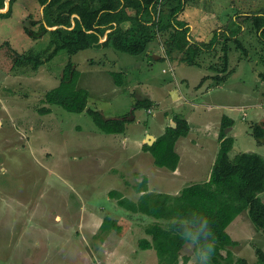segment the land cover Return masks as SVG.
Returning <instances> with one entry per match:
<instances>
[{
    "label": "rangeland",
    "instance_id": "obj_1",
    "mask_svg": "<svg viewBox=\"0 0 264 264\" xmlns=\"http://www.w3.org/2000/svg\"><path fill=\"white\" fill-rule=\"evenodd\" d=\"M260 8L264 0H187L178 18L189 25L192 40L207 43L233 14L243 23L244 11ZM10 10L0 15V264H159L155 249L139 247L142 238H151L144 228L154 219L126 210L109 194L114 191L136 203L142 196L136 187L143 180V194L150 200L208 180L223 116L232 119L224 128L233 139L230 160L240 152L264 156V145L252 135L253 124L264 128V80L259 77L264 46L245 25L238 39L246 52L229 42L226 71L220 73L208 68L222 66L220 50L199 55L196 65L181 63L175 52L168 56L169 31L139 55L96 47L71 55L61 50L46 60L53 36L34 40L26 34V29H38L33 22L40 20L42 7L36 0H14ZM128 26L122 24L123 29ZM17 56L44 61L16 64ZM68 61L80 73L76 87L88 92L86 109L105 118H132L123 134L100 131L86 110L68 112L44 101ZM109 72L117 73L122 84L116 85ZM216 75L225 77L217 83ZM143 98L153 105L134 109L133 103ZM42 107L50 111L42 113ZM174 117L187 119L190 126L174 142L179 177L155 166L152 155L141 148L147 133L157 137ZM260 198L264 201V193ZM105 217L121 230L107 228ZM158 222L166 227V221ZM226 231L237 243L222 250L223 256L229 250L231 258L257 264L255 251L264 250V233L247 211ZM177 259L179 264H199L192 244L184 245Z\"/></svg>",
    "mask_w": 264,
    "mask_h": 264
},
{
    "label": "trees",
    "instance_id": "obj_2",
    "mask_svg": "<svg viewBox=\"0 0 264 264\" xmlns=\"http://www.w3.org/2000/svg\"><path fill=\"white\" fill-rule=\"evenodd\" d=\"M5 1L0 0V10L5 7ZM13 1L8 0L6 12H0V15L6 16L11 12ZM36 1L42 11L40 20L34 21L33 24L38 23L39 26L36 31L26 29V34L34 40L47 33L53 36L54 47L46 60L61 50L71 55L96 47H112L119 52L139 55L145 53L157 35H164L169 31L171 34L168 38L171 39L166 40L165 49L168 56L175 52L181 54V63L196 65L199 55L210 50H220L222 66L215 63L208 67L220 73L226 71L224 67L228 61L229 42L246 52L238 39V33L245 25L251 26L255 36L264 46V8L244 11L243 23H238L233 14L228 18L223 31L214 29L210 41L206 43L192 40L188 34L187 22L178 18L184 11L187 0ZM53 8H56L54 17L51 14ZM124 23H129L125 29L122 28ZM53 26L54 29L47 28ZM233 26L237 27L235 32L231 31ZM23 61L33 62L37 66L44 60L25 56H17L15 60L16 64ZM109 73L116 85L122 84L116 77L117 73ZM61 74L58 85L45 94L46 103L58 105L73 113L86 110L94 125L104 133L124 132L125 124L132 118H105L97 110L86 109L88 92L76 87L78 73L72 62L68 61ZM224 77L216 75L213 80L220 83ZM259 77L264 80V72H261ZM133 105L134 109H149L153 103L152 100L143 98L137 99ZM39 110L42 113L50 111L44 107ZM172 120L175 126H167L152 145L142 146L144 151L152 155L155 166L166 167L170 171L176 169L179 159L174 150V142L189 131V124L184 118L174 117ZM231 124L232 119L222 117L217 158L213 162L207 181L186 186L175 196L159 194L150 200L149 195L143 194L136 203L128 201L114 191L110 192L109 196H117L118 205L126 210L167 222L166 227L161 226L159 222L146 226L144 231L151 236V240L142 238L139 242L141 249H155L159 264H178L179 251L186 244H192L196 253L198 245L185 238L182 232L185 227L198 225L204 216L208 217L213 232L212 264H221V260H226L227 264H247L242 258H231L232 253L229 250L224 256L222 254L226 247L237 243L231 239L226 228L241 211L246 210L255 228L264 233V201L260 198V194L264 193V157L253 152H240L230 160L228 153L233 147V139L224 134V128ZM253 125L252 135L258 144L264 145V128L260 124ZM143 183L144 180L138 183V192L144 188ZM103 221H108L107 228L116 227L109 217H105ZM116 230H121V226L116 227ZM255 252L257 264H264V250L257 248Z\"/></svg>",
    "mask_w": 264,
    "mask_h": 264
},
{
    "label": "clouds",
    "instance_id": "obj_3",
    "mask_svg": "<svg viewBox=\"0 0 264 264\" xmlns=\"http://www.w3.org/2000/svg\"><path fill=\"white\" fill-rule=\"evenodd\" d=\"M182 235L198 245L196 256L199 258V264H211L214 240L208 217L204 216L198 225L185 227Z\"/></svg>",
    "mask_w": 264,
    "mask_h": 264
},
{
    "label": "crops",
    "instance_id": "obj_4",
    "mask_svg": "<svg viewBox=\"0 0 264 264\" xmlns=\"http://www.w3.org/2000/svg\"><path fill=\"white\" fill-rule=\"evenodd\" d=\"M6 7H7V5H6V2H5V7H4V8L6 9ZM0 11H1V10H0ZM188 26H189V25H188ZM198 41H199V40H198ZM150 55H151V54H150ZM157 55H158V52H155V54H152V56H153L154 58H157ZM74 69H75V67H74ZM75 70H76V72L78 73V79H79L80 73L77 71V69H75ZM78 79H77V82H78ZM76 86H77V84H76ZM77 88H78V87H77ZM78 89H79V88H78ZM80 89H83V88H80ZM185 120H187V119H185ZM187 122H188V120H187ZM171 124H172V122H171ZM171 124L168 125V126H172ZM188 124H189V122H188ZM166 127H167V126H166ZM166 127H165V128H166ZM189 127H190V126H189ZM189 129H190V128H189ZM164 131H165V129H164ZM164 131H162V132H164ZM124 132H125V131H124ZM124 132H123V133H124ZM162 132H161L159 135H161ZM123 133H121V134H123ZM215 133H216V132L213 133L214 138L217 137V135H215ZM147 135H151V134L147 133L146 136H147ZM159 135H158V136H159ZM228 135H229V134H228ZM146 136H145V138H146ZM158 136H157V137H158ZM157 137H155V140H156ZM218 137H219V136H218ZM145 138L143 139V141H144L143 144H146V143H145ZM216 139H217L216 141L218 142V148H219V138H216ZM177 140H178V139H177ZM143 141H142V142H143ZM152 144H153V143H152ZM142 146H143V145H142ZM142 146H141V148H142ZM142 150H143V149H142ZM174 150H175V148H174ZM145 152H148V151H145ZM175 152H176L177 155H178V152H177L176 150H175ZM148 153H149V152H148ZM217 153H218V151H217ZM263 157H264V156H263ZM178 158H179V155H178ZM178 163H179V159H178ZM212 164H213V163H212ZM176 165H177V163H176ZM177 166H178V165H177ZM177 166H176V167H177ZM212 166H213V165H212ZM178 168H179V167H177L176 169H178ZM173 171H174V172H173ZM173 171H172V172H173L174 174L178 175V174H177V173H179L178 171H176L175 169H174ZM178 177H179V175H178ZM209 177H210V173H209V175H208V179H209ZM206 180H207V179H206ZM206 180H205V181H206ZM205 181H204V182H205ZM144 188H145V187H144ZM142 190H143V189H142ZM181 190H182V189H181ZM145 192H146V191L144 190V191H142V192H137V193L143 195V193H145ZM179 193H180V192H179ZM177 195H178V194H177ZM173 196H175V195H173ZM135 214H137V213H135ZM138 214H141V213H138ZM140 217H141V216H140ZM149 218H150V217H149ZM151 218H152V217H151ZM153 219H154V218H153ZM158 221H159V220L154 219V222H158ZM152 224H153V223H152ZM148 236H149V235H148ZM149 237H151V236H149ZM144 239L151 240V238H150V239H148V238H144ZM150 249H152V248H150ZM178 256H179V255H178ZM178 264H179V263H178Z\"/></svg>",
    "mask_w": 264,
    "mask_h": 264
},
{
    "label": "water",
    "instance_id": "obj_5",
    "mask_svg": "<svg viewBox=\"0 0 264 264\" xmlns=\"http://www.w3.org/2000/svg\"><path fill=\"white\" fill-rule=\"evenodd\" d=\"M6 2V5L8 4V0L5 1ZM172 126H174V122H172L171 124ZM155 141V137L152 136V135H147L146 138H145V143L147 145H152V143Z\"/></svg>",
    "mask_w": 264,
    "mask_h": 264
}]
</instances>
